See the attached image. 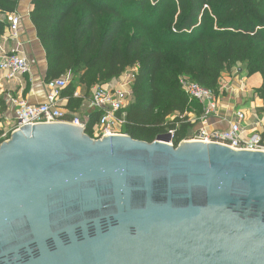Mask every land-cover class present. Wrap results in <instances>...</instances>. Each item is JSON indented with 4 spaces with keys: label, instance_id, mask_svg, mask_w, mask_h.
<instances>
[{
    "label": "water",
    "instance_id": "95a60500",
    "mask_svg": "<svg viewBox=\"0 0 264 264\" xmlns=\"http://www.w3.org/2000/svg\"><path fill=\"white\" fill-rule=\"evenodd\" d=\"M86 129L0 143V264H264V151Z\"/></svg>",
    "mask_w": 264,
    "mask_h": 264
},
{
    "label": "trees",
    "instance_id": "16d2710c",
    "mask_svg": "<svg viewBox=\"0 0 264 264\" xmlns=\"http://www.w3.org/2000/svg\"><path fill=\"white\" fill-rule=\"evenodd\" d=\"M19 1L0 0V35ZM32 6L31 21L46 52L45 82L71 72L65 88L71 101L78 84L90 90L137 68L122 132L135 139L152 142L175 130L177 145L189 136L190 123L169 117L200 109L180 77L218 93L223 73L242 64L249 76L261 74L254 92L264 99V0H32ZM103 17L108 20L101 22ZM130 23L142 33L122 47L116 41ZM168 96L177 105L163 103ZM98 116L93 113L87 124L91 136Z\"/></svg>",
    "mask_w": 264,
    "mask_h": 264
},
{
    "label": "built area",
    "instance_id": "2783aa9c",
    "mask_svg": "<svg viewBox=\"0 0 264 264\" xmlns=\"http://www.w3.org/2000/svg\"><path fill=\"white\" fill-rule=\"evenodd\" d=\"M5 20L8 23L6 31L10 38L15 41V45L7 50L2 46L0 40V70L8 71L7 77L14 79L29 73L31 66L22 51V43L20 42L21 16L16 12L8 13ZM136 72L137 68L129 67L120 76L111 78L105 84L94 86L91 96L88 98L90 108L99 113L92 134L93 138L122 133L120 129L125 122V111L133 99ZM72 78V73L68 72L60 78L46 82L48 92L45 102L31 103L24 98L9 94L7 102L14 107L15 115L9 123L8 130L0 129L2 130L0 139L2 141L8 139L13 131L26 124L67 122L87 127L81 117L69 115L62 105L61 91L68 86ZM179 83L189 99L197 101L201 106L198 116L199 128L183 140L215 142L238 150L264 151L263 133H255L249 137L244 135L246 131L241 122L246 116L242 110L235 112V120L230 123L229 128H210V118L216 115L218 111L216 93L187 77H180ZM174 117H179L185 123L190 122L187 115H175ZM165 134L170 137L169 143L175 145V130H169Z\"/></svg>",
    "mask_w": 264,
    "mask_h": 264
},
{
    "label": "crops",
    "instance_id": "0c3cea01",
    "mask_svg": "<svg viewBox=\"0 0 264 264\" xmlns=\"http://www.w3.org/2000/svg\"><path fill=\"white\" fill-rule=\"evenodd\" d=\"M32 0H20L15 11L21 16L20 42L22 51L29 60L31 70L19 78H8V71L0 70V129H9V123L15 115L14 107L7 102L8 95L24 98L31 103H41L46 101L47 87L45 75L47 70L46 52L42 47L36 29L31 21ZM1 43L5 49H10L15 45V41L10 38L9 33L1 35ZM260 73L249 76L245 65L239 64L230 71H225L220 81V90L217 95V114L210 118V128L227 129L235 120V112L242 110L245 119L241 122L246 131L245 136H252L255 133L264 135V99L258 97L254 90L261 86L262 79ZM106 83V82H105ZM104 83V84H105ZM94 86L88 90L85 86L78 84L74 92V100H70L69 90L61 91L62 105L69 115H77L89 125L91 115L96 111L90 108L88 98L91 96ZM78 99L82 102L78 106ZM72 103H71V102ZM69 102L72 104H69ZM201 108V106H200ZM200 109L194 112L189 110L183 113L187 115L189 123L188 130L191 135L199 128L198 116ZM198 120V121H197ZM96 122L90 126L91 133H94ZM187 130V131H188Z\"/></svg>",
    "mask_w": 264,
    "mask_h": 264
},
{
    "label": "rangeland",
    "instance_id": "374dc122",
    "mask_svg": "<svg viewBox=\"0 0 264 264\" xmlns=\"http://www.w3.org/2000/svg\"><path fill=\"white\" fill-rule=\"evenodd\" d=\"M107 20H108V17L101 18V22H106ZM140 33H142L141 29L138 28L136 25L131 24V23L127 24L126 27H124V29L122 30V32L120 34V39H118L116 41V43L123 47V46H125V44L127 43L128 39L130 37H132L134 34H140ZM130 68H132V67H130ZM261 79H262V77H261ZM162 101H163V103H166V104H170L171 103L172 105H177V101L175 99H173V98H170L169 96L167 98H163ZM262 110H264V108ZM156 112L163 113V110H162V108L157 107L156 108ZM175 115L180 116V115H183V114H180V111L175 110V112H173V114H171L169 117L170 118H174ZM177 127H179V126H177ZM120 131L123 132V126L121 127ZM187 133L189 134L190 131L188 130Z\"/></svg>",
    "mask_w": 264,
    "mask_h": 264
}]
</instances>
